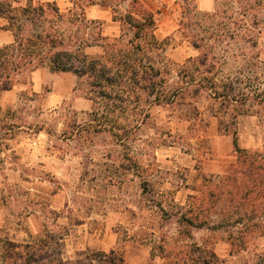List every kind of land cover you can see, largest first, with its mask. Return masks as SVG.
<instances>
[{"label": "clouds", "instance_id": "obj_1", "mask_svg": "<svg viewBox=\"0 0 264 264\" xmlns=\"http://www.w3.org/2000/svg\"><path fill=\"white\" fill-rule=\"evenodd\" d=\"M40 2L45 5L54 2L61 13H67V9L73 7L70 3L66 4L64 0H40ZM187 6L192 9L189 15L184 14L185 0H139L135 6L136 9L142 7L153 14L155 27L152 34L161 43L163 54L162 63L155 66L160 69L158 79L163 78L168 84L183 83L177 73L178 65L188 60L189 57L193 59L199 57L203 63L201 64L197 60L194 65L199 68V71L195 73L198 80L206 76L218 84L229 75H234L237 68L254 60L257 65L254 74L259 76L260 81H264V0H189ZM94 7L95 5H83V11L88 18H96L97 14L92 11ZM113 7L119 8V11L113 12L112 8H108L101 14L106 22L102 35L107 37L104 43L119 47L127 44L129 37L122 36L121 24L118 20H113V17L127 15L129 12L135 20L143 22L144 17L141 12L131 9V0H127L124 5L116 3ZM161 8L165 9L163 18L157 13V10ZM76 11L79 12L80 9L76 8ZM46 15L53 19L56 17L55 13L47 10ZM190 18L199 19L201 25L208 28L207 33H201L211 37L206 41L207 46L198 47L200 42L193 43L191 35L186 34L187 29L181 24V21L187 22ZM248 37L256 41L255 46L250 40L245 41L244 38ZM166 39L169 41L167 44L164 43ZM172 61H177V65L173 66ZM189 63L191 64L192 61ZM164 65H168L171 71L165 73ZM244 75L247 76L249 73L245 72ZM260 87L264 89V83H261ZM218 90L222 91V89ZM208 91L215 96L211 87ZM124 94L133 101L129 104V109L136 108L137 119L135 122L140 123L145 116H148L149 125H155V127H151L141 123L144 131L135 141L134 146V150L143 151V155L140 157L141 163L146 168L151 164L150 171L164 165H171L173 169L177 166L187 169L185 182L193 187L176 189L171 182L172 178L169 177L165 180L161 190L166 194L175 193L174 196L168 197L173 203L179 206L191 203L194 207H199L202 215L205 214L210 206L202 201L201 192L208 185L205 178L198 174L197 165H202L205 171L218 172L223 177L225 174L224 155L211 151L203 154L181 152L180 149L186 147L192 140L185 131L187 125L179 123L174 115L170 116L168 109L159 104L146 105L141 100L137 106L134 102V92L129 90ZM209 103L213 105L212 110L207 107ZM199 108L203 111L206 119L211 122L215 131L214 139L217 142L231 136V130L220 125V121L225 117L216 99H212L210 96L208 101L199 105ZM64 111L65 109L61 108L60 111L52 113V116L59 117L54 134H50L48 124H44L38 131L22 133L11 141L13 148L0 155L8 157V152L14 149L21 159L15 162L16 171L12 172L13 162L8 157L6 161L7 174L9 177L16 178L21 187L29 191V196L24 197V200H39L46 188H51L54 183L60 184L59 195L48 207L63 212V216L58 218L57 223L69 225L67 239L71 242V246L74 243L76 248L82 249L87 241L101 244L105 251L112 248L126 249L129 246V241L124 238V230L113 231V229L119 223L127 229L128 237H131L141 227V209L135 202L136 197L133 195L132 189L127 188L128 184L135 183V178H128L127 191H115L110 186L106 189L104 186L108 184V180H114V176L107 173L101 175V170L109 165L119 164L120 161L115 154L109 158L108 149L99 144L79 147L72 140H58L57 136L65 128L64 121L67 119V116L62 115ZM149 113H151L150 116ZM129 118L131 119V111ZM31 119L32 117H28L29 121ZM162 128H171L174 135L179 128V136L174 146L165 148L162 145V141L170 139L167 135L161 136L158 129ZM237 136L239 138L235 139L232 144L234 149H258L264 154V118H262V122H258L256 116L249 117V125L238 132ZM181 137L183 138L181 139ZM228 159L231 160V157ZM212 161L216 163L209 167L208 165ZM241 167L242 165L238 161H232L229 165L228 170L237 173L235 185H239L244 179L238 171ZM24 169H28L27 172H24L27 180L20 179V173ZM85 170L88 174L81 182L80 176ZM48 172L52 174L54 180H50L45 175ZM194 172L197 173L195 178ZM92 177L96 179L92 180ZM65 181H68L67 185L64 183ZM219 182L217 180V183ZM5 184L4 177L0 176V188L5 189L3 195L7 196V204L0 201V228L6 229L10 234L18 233L27 242L29 234L39 233L45 222L50 227L52 226L50 218L45 221V215L41 212L39 205L18 204L14 195H8ZM73 192L76 194L75 200L72 198ZM37 193H41V195H37ZM189 195L193 198L191 201L188 200ZM226 195L231 200V195L228 193ZM235 195L234 203L241 206V210L234 215L233 219L239 221L237 228L245 234V245L233 247L232 241L228 240L226 236L221 239L215 231H209L208 235L211 237V241L207 247L215 252L224 261V264H251L250 256L255 253H264V185H249L243 190H237ZM104 197L108 199L105 200ZM113 197L116 199H112ZM65 200L67 206H65ZM89 205L93 211L92 214L86 215ZM114 208L118 211H114ZM253 209L256 212L255 216H253ZM164 211H167L166 207H164ZM103 213H107L105 225L89 235L88 229L91 227L89 221ZM133 213L138 217L134 224L129 223L127 219ZM69 215L80 218L85 223L75 226L73 231ZM249 217L252 218L249 219ZM150 231L156 232V236H159L156 229ZM102 233L103 238H101ZM13 239L16 238L13 237ZM137 244L143 250L140 260L145 264H184V259L187 258V248L184 247L183 242L177 245H166V250L171 251L172 255L163 258L157 255L151 261L148 260V257L151 255L152 245L141 244L139 241Z\"/></svg>", "mask_w": 264, "mask_h": 264}, {"label": "rangeland", "instance_id": "obj_2", "mask_svg": "<svg viewBox=\"0 0 264 264\" xmlns=\"http://www.w3.org/2000/svg\"><path fill=\"white\" fill-rule=\"evenodd\" d=\"M64 2L73 5L72 0H64ZM108 8L111 7L97 5L92 11L94 14H97L96 18L104 20L101 14ZM160 10L161 12L159 15L163 18L165 9L161 8ZM4 23L5 20H0V26ZM186 23V34H200L201 28L196 23V18H190ZM105 26L106 22L104 20V31ZM12 40L13 34L9 30L0 28V46L10 43ZM168 42V39H166V44ZM173 47L175 46L173 45ZM88 52L91 57H97L102 54L99 46L89 48ZM151 56L150 60L154 64L157 65L162 63V52L157 54L153 53ZM186 63L187 60L178 65V75L181 67ZM172 65L176 66L177 61H172ZM163 71L168 73L171 71V68L168 65H164ZM233 77L236 78V76ZM225 79L220 82H224ZM180 80L182 81L181 77ZM182 85L183 83L177 82L168 84L171 89ZM89 91L87 82L79 79L75 73H54L51 72L49 68L44 67L35 70L31 74L29 81L25 83L18 82L11 90L0 93V154L13 148L11 141L15 140L17 136L22 133L28 134L29 131H38L44 124H48L49 133L54 134L59 117L52 116V113L58 112L61 108H64L65 111L62 115L67 116V119L64 121L65 128L57 136V139L72 140L79 147H90L99 144L108 149L107 155L109 158H111L113 154L117 156V159L120 161L119 164L109 165L101 170V175L107 173L108 175L114 176V180H108V184L104 187L107 189V187L110 186L115 191H127V188L132 189L133 195L136 197L135 202L141 209V227L137 229L131 237H128L127 229H125L123 225L117 223L113 231H120L123 229L124 238L129 241V246L123 250L112 248L105 251L101 244L87 241L82 249L76 248L74 243L71 246V242L67 239L69 225H60L57 223L58 218L63 216V212L48 207L59 195L61 191L60 184L54 183L51 188H46L42 198L39 200H24V197L29 196V191L21 187L16 178L9 177L7 174L8 165L6 161L8 157H10L11 162H13L11 167L12 172L16 171L15 162L21 159L20 155L13 149L8 152V157L0 155V176L4 177L8 195H14L18 204L39 205L41 212L45 215V221L50 218L52 225L50 227L49 224L45 222L39 233L36 235L29 234L27 242L38 241L48 238L51 235L54 236L58 239L59 243L58 245L55 244V248L51 247L50 249L55 250V252H60V255H62L64 260L69 264H84L88 256L93 254L102 255L103 253H110L112 250L115 251L117 256L122 255L128 264H145V262L140 260V257L143 255V250L138 247L137 241L141 244L148 243L152 245L151 255L148 257V260L151 261L155 259L157 255L162 258L166 256L168 252L165 247L166 245H177L183 242L184 247H186L195 243L198 246L210 249L207 247L211 241V237L208 235L209 231H215L221 239H224L225 236L227 237L228 225L215 228L212 226H218L220 223L225 224L226 221L229 222L233 220L234 215L241 210V206L234 203L236 197H233L232 192L230 193V186H233V182L225 179L231 172L228 170L230 163L238 160L237 153L232 147V133L235 129L237 132H240L247 127L249 125V117L251 116H256L258 122H262V118H264L263 97H252L247 99L245 105H243L245 112L236 117L235 126L233 125L229 129L231 130V136L219 142L214 139V128L211 122L206 119L199 105L204 101H208L210 96L212 99H216L225 117V124H228V122L232 120L234 107H238L240 103H230L224 98L215 97L208 90L200 92L183 90L180 95L176 96L173 102L159 104L161 107L168 109L170 116L174 115L179 123L187 125L185 131L192 140L186 147L180 149L181 152H197L203 154L211 151L222 153L225 157V174L223 177H221L218 172L205 171L202 165H197L199 169L198 174L205 178L208 185V187L201 192V198L202 201L206 202L210 207L208 211L202 215L198 206L194 207L191 203L186 206H179L168 198L170 195L174 196V192L166 194L161 190L165 180L169 177L172 178L171 182L175 185L176 189H180L181 187L186 189L193 187V185L185 182L187 180V176L185 175L187 169L183 166H177L173 169L171 165H164L162 167H155L150 171L149 168L152 167L151 164L146 168L141 163L140 157L143 155V151L139 149L134 150V146L135 141L139 139L140 134L144 131L142 127L135 134H129V139L123 141L118 140L110 132L96 131L94 123H90L95 122L96 113L94 112L98 106L94 103L93 99L90 98ZM236 91L238 92V90ZM143 97H147V94L143 95ZM128 102L129 103L122 105L123 108L129 109L128 104L133 103V101L129 98ZM134 102L138 106L140 101L138 102L135 97ZM143 102L146 105L149 104L147 100ZM152 105H156V103ZM207 107L209 110L213 109L211 103H209ZM133 108L131 109L133 110ZM111 110V106L104 105V123L116 124V115L120 113L118 114V111L111 112ZM100 113H102V110ZM132 113L131 111V119L128 117L129 121H127V123L129 122L127 124L129 132L135 124V116ZM28 117H32V119L29 121ZM221 121L220 125L222 127ZM121 122L119 124H121ZM124 122L126 121L123 120V123ZM144 125L155 127L154 124L149 125L148 119ZM158 130L161 136L167 135L170 138L162 141V145L165 148L174 146L179 136V128H177L176 135L173 134L171 128H162ZM182 138L183 137H181V139ZM249 150L260 152L258 149ZM228 157H231V160H229ZM215 163V161H212L208 166L211 167ZM27 171L28 169H24V171L20 173V179L27 180V177L24 175V172ZM87 174L86 170L82 172L80 176L81 182H83ZM45 175L50 180L55 179L50 172L45 173ZM193 176L195 178L197 173L194 172ZM129 177H134L135 183L128 184L126 188ZM95 179V177H92V180ZM217 180L220 182L217 183ZM64 183L67 185L68 181ZM89 184H91V181H89ZM77 187H80V185H77ZM4 191V188H0V201L7 204V196L3 195ZM226 193L231 195V200ZM37 195H41V193H37ZM72 198L74 200L76 199L75 192L72 193ZM104 199L107 200L108 198L104 197ZM112 199H116V197ZM192 199V196L189 195L188 200L191 201ZM64 203L65 206H67L66 200ZM164 207L167 208V211H164ZM92 211L93 209L91 205H89L86 209V215L92 214ZM114 211L118 210L114 208ZM106 216L107 213L98 214L97 218L89 221L91 224V227L88 229L89 235L96 229L105 225ZM127 219L129 223L134 224L138 217L133 213ZM69 220L73 225V231L75 226L85 223L84 220L72 217L71 215H69ZM190 220L194 223H190ZM151 229H156L159 232V236H156V232L150 231ZM13 237L16 239L14 240ZM101 238H103V233L101 234ZM9 240L26 242L18 233L10 234L6 229L0 228V256H2ZM249 259L252 260L251 258Z\"/></svg>", "mask_w": 264, "mask_h": 264}, {"label": "trees", "instance_id": "obj_3", "mask_svg": "<svg viewBox=\"0 0 264 264\" xmlns=\"http://www.w3.org/2000/svg\"><path fill=\"white\" fill-rule=\"evenodd\" d=\"M72 2L73 7L68 8L67 13H61L54 2L45 5L40 0H0V20H5L0 28L9 30L13 34V41L0 46V93L11 90L18 82L29 81L31 74L39 68L46 67L54 73H75L79 79L87 82L90 98L98 106L94 112L95 122L90 124L94 123L96 131L110 132L121 141L129 139V134L139 131L141 123L144 124L148 119V116H145L140 123L135 122L129 132L127 128L129 112H133L135 121L137 119L136 108L129 110L122 106L130 102H128L129 97L124 94L129 90L135 93L138 102L147 100L148 105H152L171 103L183 90L200 92L211 87L215 97L241 104L234 107L231 122L225 124V119H222V127L226 129L235 126L236 117L245 112L243 105L247 99L252 97L264 99V89L260 87L264 81H260L259 76L254 74L257 68L254 60L237 68L235 74L226 77L224 82L216 84L206 76L197 79L195 73L199 68L194 65L197 60L202 64L203 60L199 57L196 59L190 57L179 71L183 85L171 89L163 78L158 79L160 69L150 60L151 54L161 53L162 45L152 34L155 27L153 14L142 7L136 9L139 0H131V9L141 12L144 17L143 22L135 20L130 12L127 15L113 17V20H118L121 24L122 36L129 37L127 44L119 47L104 43L107 40V37L102 35L104 20L88 18L83 11V5L108 6L113 12H118L119 8L113 5L116 3L124 5L127 0H72ZM188 3L189 0H185V15H189L192 11L187 6ZM76 8L80 11L77 12ZM46 10L55 13L56 17L50 18L46 15ZM160 12L161 10L158 9L157 13ZM196 23L200 26L201 32L190 34L192 42L199 41L198 47L207 46L206 41L211 37L201 33H207L208 28L202 26L199 19H196ZM181 24L185 27L187 23L182 20ZM244 39L246 42L250 40L255 46L256 41L251 37ZM164 43L166 44V40ZM97 46L101 48L102 54L91 57L88 49ZM189 61L192 63L190 64ZM245 72L249 75L245 76ZM145 94L147 97H143ZM104 105L111 106V112L120 113L116 115V124L104 123ZM148 115L150 116V113ZM123 120L126 122L123 123ZM237 133L236 129L232 133L233 143L238 139ZM234 150L238 156L237 161L242 165L238 171L244 179L239 185H235L237 173L234 171H231L225 179L233 182L230 193L232 192L233 197H236L237 190H243L249 185H264V154L249 149ZM255 215L253 209V216ZM227 222L212 227L228 225L227 239L232 241L233 247H243L246 237L244 232L237 228L239 221L233 219ZM58 243V239L52 235L34 242L9 240L0 256V264H69L60 252L50 249L55 248V244ZM186 248L187 258L184 259V264H224V261L211 249L195 243ZM171 255V251L166 254V256ZM250 258L251 264H264V253H255ZM84 264L128 263L122 255L117 256L112 250L102 255H90Z\"/></svg>", "mask_w": 264, "mask_h": 264}, {"label": "crops", "instance_id": "obj_4", "mask_svg": "<svg viewBox=\"0 0 264 264\" xmlns=\"http://www.w3.org/2000/svg\"><path fill=\"white\" fill-rule=\"evenodd\" d=\"M73 3V2H72ZM95 6H97V5H95ZM11 32V31H10ZM12 33V32H11ZM13 41V40H12Z\"/></svg>", "mask_w": 264, "mask_h": 264}]
</instances>
